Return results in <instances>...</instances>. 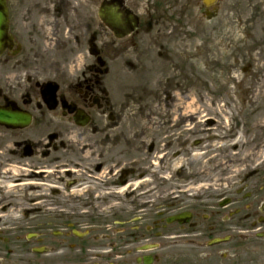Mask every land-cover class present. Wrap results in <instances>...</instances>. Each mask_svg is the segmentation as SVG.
I'll use <instances>...</instances> for the list:
<instances>
[{"label":"flooded vegetation","instance_id":"af4514ba","mask_svg":"<svg viewBox=\"0 0 264 264\" xmlns=\"http://www.w3.org/2000/svg\"><path fill=\"white\" fill-rule=\"evenodd\" d=\"M0 16V109L30 119L0 132L33 167L19 179L44 180L12 187V209L16 199L27 209L12 226V264H264V0H0ZM225 32L240 34L251 73L246 58H224ZM193 94L251 111L225 123L217 163L198 170L196 117L178 102ZM164 168L183 182L166 199Z\"/></svg>","mask_w":264,"mask_h":264},{"label":"rangeland","instance_id":"374dc122","mask_svg":"<svg viewBox=\"0 0 264 264\" xmlns=\"http://www.w3.org/2000/svg\"><path fill=\"white\" fill-rule=\"evenodd\" d=\"M225 42H229L230 46L229 48H225L226 52L225 54H223V56H225L224 58L227 60L229 57L234 56L235 54H238L240 56H242L243 58H246V64L244 65L245 72L247 73H251L250 72V66H251V62L250 60H247V56L248 55H244L242 53V51H246L245 49L241 48L240 45L237 44L238 40H243L240 37V34L237 33H233V32H225ZM193 45L198 44L199 42H201V40H203L199 34H193ZM230 50V54H227V50ZM250 56V55H249ZM196 64L195 66H193L191 64V72L193 75H197L199 74V77H201L203 74L205 73L203 68H206L205 65L200 63V62H195ZM120 63H116L114 66V72H121L122 71V66L119 65ZM176 66L179 68V72H185V64L183 62L177 61ZM237 67V66H236ZM238 67L240 68V66L238 65ZM209 70V69H208ZM244 72V71H243ZM235 73H239L237 70H235ZM211 88V87H209ZM148 92L145 93V97H144V105H145V110L146 111H150V113H152V111L154 110V91H155V87L149 86ZM176 97H172V98H177ZM179 98V97H178ZM181 100H178V102L182 103V112H189L190 115L193 117H196L200 122L203 121V124H197V122L195 121L196 118H194L193 120V125H192V129L193 131H198L199 135L198 137L193 136L194 141L195 140H200L201 145H199L197 148L193 149V159H192V164L195 165V167L192 168V170H198V169H204V168H211L210 165H208L210 162H214L213 164L217 163V160L219 158V152L221 151L222 148L218 149L217 147V136L220 135V129L222 130H227V132L230 130L229 124L226 125V122H232V120H251V118H249V115L251 113V111H249V109H247L246 111L242 112V113H237L235 111H231V112H225L222 111V109H218L216 107H211V100L210 98L206 99V96H204V99H206L203 103H200V99L201 96H197L196 95H192L191 96V103L189 104L190 101H188L187 103H184V99H182L180 97ZM215 99V98H213ZM257 104L259 105H264V93L262 95H258L257 98ZM184 103V104H183ZM185 104L188 106H185ZM202 104V105H201ZM214 103H212L213 105ZM216 105V104H215ZM176 108H179L178 105H176ZM221 110V111H219ZM262 112H257L258 115H260ZM175 116L177 117L175 120H178V114L176 113ZM206 122V123H204ZM224 126V127H222ZM222 127V128H221ZM149 135L145 136V143H144V148H145V153H144V158L146 159V164H145V168L146 172L148 173H152L153 169H151V166L154 168V161L156 160V155L158 153L157 152H153L152 154L147 153L148 147L151 146L152 144L157 145V142L154 140V135L152 134V132H154V129L152 131V129H148ZM152 131V132H151ZM221 136H224L221 134ZM216 147V150H214L213 148ZM12 135L6 132L1 131L0 132V241H4L3 243L0 242V264H12V252H8V250L12 251V226H17L18 222L22 221V214L21 212H25L27 211L26 206H24L22 204L21 200H14L15 202H21L20 203V207L21 208H16V209H12V196H15L17 191V188H12L14 187V185H18V184H27L29 182L31 183H36V184H40L43 183V178L42 177H37V178H31V177H26L24 176L23 179H19L21 178L22 175H26L27 171L26 169H30L33 167L31 166H19L20 164L16 163V161L13 158L12 155ZM158 156V155H157ZM191 156V155H190ZM170 157L173 159V155H170ZM166 160V159H165ZM179 162L183 161V160H177ZM18 165V166H16ZM165 165L166 161H165ZM200 166V167H197ZM172 168V167H171ZM165 169L162 171V176L163 179L164 177L166 178L165 180V185H166V192L164 193H160V196H164V199L168 198L169 196L173 195V192H170V189L172 187H175L176 185L182 184L183 182L179 181V180H175L174 176H172V169ZM215 169V168H212ZM165 171H169L170 175L166 174ZM30 173V172H28ZM158 175V174H157ZM168 175V176H167ZM151 190V189H150ZM153 191V190H152ZM195 191V190H194ZM151 192V191H150ZM150 192H145L144 195L150 194ZM19 195H23L20 194ZM29 196L31 199L33 200L34 198H36V194H31ZM38 196V195H37ZM22 197H20L21 199ZM156 198H160L155 196V193H151L150 195H148L146 197V199L150 200H156ZM9 205V206H7ZM30 211V209H29ZM37 213L33 214V216H38L36 215ZM11 253V255L9 254Z\"/></svg>","mask_w":264,"mask_h":264},{"label":"water","instance_id":"95a60500","mask_svg":"<svg viewBox=\"0 0 264 264\" xmlns=\"http://www.w3.org/2000/svg\"><path fill=\"white\" fill-rule=\"evenodd\" d=\"M3 23V18L0 17V25ZM3 37V33L0 32V39ZM27 117L21 116L19 114L12 115V113L6 110H0V125L7 128H12V125H18L19 122L26 123Z\"/></svg>","mask_w":264,"mask_h":264}]
</instances>
